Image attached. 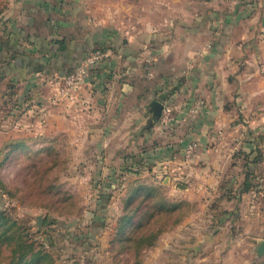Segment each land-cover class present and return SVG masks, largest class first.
<instances>
[{
    "label": "rangeland",
    "instance_id": "obj_1",
    "mask_svg": "<svg viewBox=\"0 0 264 264\" xmlns=\"http://www.w3.org/2000/svg\"><path fill=\"white\" fill-rule=\"evenodd\" d=\"M10 1L0 0V52L10 58L20 52L36 55L25 39L17 40L22 47L18 51L10 45L6 30L12 20L15 28L22 27L24 38L27 34L54 36L64 41V52L77 50L80 60L69 72L92 52L107 50L101 23L109 12L126 18L127 8L132 11L141 1L147 7L155 3L158 22L167 17L165 5L169 4L175 9L171 18L182 22L187 21L184 6L190 3L35 0L33 5L21 6L20 13H9ZM16 15L21 18L15 19ZM55 75L42 76L32 85L20 77L0 82V212L12 220L17 235L13 246L20 242L25 249L33 246L42 253L39 264H224L242 255L239 250L229 251L231 245L258 244L264 239L251 234L247 225L253 212L242 190L246 180L251 186L256 177L249 166L233 174L234 186L229 183L231 171L223 173L217 188L206 190L192 184L193 180L181 182L184 187L175 176L166 181L172 174L157 168L155 145L160 143L155 141V125L150 130L148 124L138 125L132 135L140 130L142 139L133 147L130 134L126 142L122 140V148H112L113 142L103 136L80 140L79 130L93 125L88 122V102L84 108H72L79 104L85 81L74 100L57 103V88L50 83ZM13 143L24 145L7 156ZM260 153L253 156L256 163L263 159ZM244 159L248 160L247 155ZM126 215L130 218L124 227ZM13 246L9 251L3 247L0 264H8L5 259ZM24 248L17 250L16 257L25 253ZM256 260L263 264V257Z\"/></svg>",
    "mask_w": 264,
    "mask_h": 264
},
{
    "label": "crops",
    "instance_id": "obj_2",
    "mask_svg": "<svg viewBox=\"0 0 264 264\" xmlns=\"http://www.w3.org/2000/svg\"><path fill=\"white\" fill-rule=\"evenodd\" d=\"M189 1L183 12L187 21L182 22L171 18L175 9L169 4L165 5L167 17L156 22L155 3L147 7L144 1L133 12L127 8V16L122 11L126 18L112 12L104 17V41L112 55L84 82L79 104L72 106L84 108L88 102L91 108L88 122L93 125L79 130L80 140L103 136L118 142L110 143L112 148H122L130 134L133 147L142 139L140 130L132 135L135 128L153 127L151 101L166 98L163 102L172 107V120L155 123V141L160 143L155 145L157 168L172 174L166 181L174 176L180 185L193 180L192 184L206 190L217 188L225 171L233 177L241 166H249L256 174L250 182L257 187L251 184L242 195L253 212L247 225L251 234L264 235V0ZM25 4L33 5L35 0H11L8 12L20 13ZM13 23L6 30L10 45L16 36L20 39L25 34ZM32 36L43 46L27 42L36 55L18 52L11 56L15 63L6 78L18 75L32 85L42 76L64 73L75 60L79 62L77 50L65 57L56 53L54 36ZM7 57L0 52V61ZM192 142L200 148L187 159L185 148ZM257 151L263 157L258 163L253 159ZM236 182L235 177L229 181L233 186ZM188 187L193 189V185ZM257 245H231L229 251L239 250L242 255L224 264H256L257 256L261 258Z\"/></svg>",
    "mask_w": 264,
    "mask_h": 264
},
{
    "label": "trees",
    "instance_id": "obj_3",
    "mask_svg": "<svg viewBox=\"0 0 264 264\" xmlns=\"http://www.w3.org/2000/svg\"><path fill=\"white\" fill-rule=\"evenodd\" d=\"M2 10L0 9V12ZM15 32H11L10 34L12 35ZM25 36V35H24ZM24 36H20V39L15 38V40H13V42L11 43L12 46H14L15 48H21V45H18L17 40H21V39H25L27 40L30 44H38L39 47H41V45L43 46V44L39 43V41L37 38H34L35 36L29 35L27 34V38H24ZM57 45V49L55 50L57 54L60 55H65L67 52L62 50V45L64 44V41H56L55 43ZM51 48V47H50ZM45 49V48H44ZM46 50V49H45ZM8 58V59H7ZM7 58H2L0 63L3 64V67L0 69V82L3 81L8 74H10L11 70H12V66L15 63V59L13 57H7ZM19 61V60H17ZM76 64V60L71 63L72 66H69L70 69H72ZM69 69V71H70ZM69 71H66L64 73H56L60 76H65L69 73ZM55 75V74H53ZM50 75V76H53ZM16 77H20L21 76H16ZM166 98L161 97V101H165ZM150 130V129H149ZM24 145V143H13L11 144L9 153H7V156H9V154H13L11 152H13L15 149H17L18 147H22ZM250 190V183L248 180L245 181L244 185H243V192L249 191ZM129 215H126L123 218V225L122 226H127V223H129ZM138 227H142V224L138 225ZM13 223L12 220L10 219L9 216L5 215L3 212H0V261L1 259L4 257V253H3V247L6 246V250L9 251V246H13L14 242L12 241L14 237H17L16 235V231H13ZM140 228H138L140 230ZM134 239V237H131L130 240L132 241ZM31 246V245H30ZM29 246V247H30ZM24 248V244L23 243H17L16 245L13 246V250L10 251L11 254L7 256L6 262H8V264H32V263H37L39 264L41 262L42 259V253L40 251H36L34 249V247L32 246L31 248ZM24 248V254L21 256L16 257V252L18 249H23ZM28 249V250H27ZM30 254V257H28V255ZM7 255V254H6Z\"/></svg>",
    "mask_w": 264,
    "mask_h": 264
},
{
    "label": "built area",
    "instance_id": "obj_4",
    "mask_svg": "<svg viewBox=\"0 0 264 264\" xmlns=\"http://www.w3.org/2000/svg\"><path fill=\"white\" fill-rule=\"evenodd\" d=\"M112 55V51H95L78 66L74 71L65 76L56 74L50 79V83L57 88L56 102L65 98L74 100L81 83L86 81L97 70L100 65ZM55 102V103H56ZM173 109L169 105H164L161 120L163 123H170ZM199 143L192 142L185 148V157L191 159L199 150Z\"/></svg>",
    "mask_w": 264,
    "mask_h": 264
},
{
    "label": "water",
    "instance_id": "obj_5",
    "mask_svg": "<svg viewBox=\"0 0 264 264\" xmlns=\"http://www.w3.org/2000/svg\"><path fill=\"white\" fill-rule=\"evenodd\" d=\"M62 47L65 48L66 45H62ZM150 108H151L152 116H153L151 125L154 126L155 123L161 120L162 112L164 108V102L161 100H153L150 103ZM181 186L184 187L185 185L181 184ZM41 225H42V219L39 217V226ZM256 252L260 257H264V239H261L258 241Z\"/></svg>",
    "mask_w": 264,
    "mask_h": 264
}]
</instances>
